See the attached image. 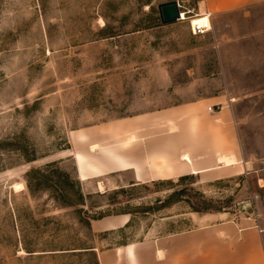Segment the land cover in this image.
I'll return each instance as SVG.
<instances>
[{
    "label": "rangeland",
    "instance_id": "rangeland-1",
    "mask_svg": "<svg viewBox=\"0 0 264 264\" xmlns=\"http://www.w3.org/2000/svg\"><path fill=\"white\" fill-rule=\"evenodd\" d=\"M167 1L0 0V264H98L95 248L142 238L154 225L192 228L191 213L263 226L264 4L218 10L178 0L187 18L212 14V29L192 35L188 20L161 23ZM218 112L229 116L235 161L250 162L247 170L79 178L73 154L101 166L105 150L157 174L167 152L152 157L145 137L172 128L216 131L225 153ZM177 146L176 160L181 138ZM116 215L129 217L125 228H94Z\"/></svg>",
    "mask_w": 264,
    "mask_h": 264
},
{
    "label": "crops",
    "instance_id": "crops-1",
    "mask_svg": "<svg viewBox=\"0 0 264 264\" xmlns=\"http://www.w3.org/2000/svg\"><path fill=\"white\" fill-rule=\"evenodd\" d=\"M201 2L206 6L213 5L218 10L264 4V0H201ZM215 116L221 117L220 121L213 123V126L224 129L225 153L216 151L214 145L216 131L209 129L202 132H186L184 135L172 128L164 137H157L159 141L156 139L150 141L149 136L145 137V147L151 149L152 157L167 152L168 162L161 159L160 165L154 167L158 171L157 174L153 172L154 169H150L147 173L146 165L141 166L117 155L112 150H105L107 161L101 166L87 161L78 152L73 154L79 178L86 179L87 170L94 177L104 175L109 170H132L134 180L137 182L154 178V180H167L174 175H195L216 168H232L239 163L242 170H245L250 162L244 159L242 162L235 161L230 165L218 161L219 155H232L237 159L239 153L233 139V128L229 116L221 112L216 113ZM151 138H154L153 135ZM180 138L184 143L185 152L178 155V160H176L169 152L175 148V155L180 153L178 152L180 147L177 146ZM96 148V145L91 146V150ZM185 154L190 160L182 158ZM177 161L181 163L176 164ZM121 215L100 218L95 223L98 224L97 227L94 228L98 231L125 228L130 219ZM190 216L193 218L192 228H172L163 231L158 230L154 225L142 238L119 243L106 250L95 248L98 264H264V223H262L263 226H259L256 222L252 223L250 218L242 220L228 217L222 212L191 213Z\"/></svg>",
    "mask_w": 264,
    "mask_h": 264
},
{
    "label": "built area",
    "instance_id": "built-area-1",
    "mask_svg": "<svg viewBox=\"0 0 264 264\" xmlns=\"http://www.w3.org/2000/svg\"><path fill=\"white\" fill-rule=\"evenodd\" d=\"M177 2H178V7H179V14H181L180 13L181 12V10H180L181 5H180L178 0H177ZM204 15H205V17L199 18L196 21H191L189 19H185V20H188V22H189V28H190L192 35H203V34L207 33L208 30H210L211 15L212 14H211V12L206 10L204 12ZM178 21H184V19H180V17H179ZM216 106H218V105H216ZM213 109H214V106L208 107V110H210V111H213Z\"/></svg>",
    "mask_w": 264,
    "mask_h": 264
},
{
    "label": "water",
    "instance_id": "water-1",
    "mask_svg": "<svg viewBox=\"0 0 264 264\" xmlns=\"http://www.w3.org/2000/svg\"><path fill=\"white\" fill-rule=\"evenodd\" d=\"M158 13L163 24L178 21L180 14L177 0H170L158 5Z\"/></svg>",
    "mask_w": 264,
    "mask_h": 264
},
{
    "label": "bare ground",
    "instance_id": "bare-ground-1",
    "mask_svg": "<svg viewBox=\"0 0 264 264\" xmlns=\"http://www.w3.org/2000/svg\"><path fill=\"white\" fill-rule=\"evenodd\" d=\"M181 14H180V19H189V20H191V21H196V20H198L199 18H202V17H205V15H204V12H201L199 15H195V16H191V17H186V13L185 12H183V11H181L180 12ZM203 13V14H202ZM212 29V25H210V30ZM210 30H208V31H210ZM95 148V147H94ZM78 158L80 159V156L78 155ZM183 159H185V160H190V158H189V156L187 155V154H185V155H183V157H182ZM218 161L220 162V163H224L225 165H230V164H233V163H235V158H234V156H232V155H219L218 156ZM12 188L15 190V191H17V190H23L24 189V186H23V184H20V183H15V184H13L12 185Z\"/></svg>",
    "mask_w": 264,
    "mask_h": 264
},
{
    "label": "trees",
    "instance_id": "trees-1",
    "mask_svg": "<svg viewBox=\"0 0 264 264\" xmlns=\"http://www.w3.org/2000/svg\"><path fill=\"white\" fill-rule=\"evenodd\" d=\"M68 205H73V203H68ZM98 261V260H97Z\"/></svg>",
    "mask_w": 264,
    "mask_h": 264
}]
</instances>
